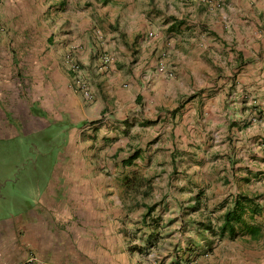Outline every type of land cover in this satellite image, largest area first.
<instances>
[{"label": "crops", "instance_id": "obj_1", "mask_svg": "<svg viewBox=\"0 0 264 264\" xmlns=\"http://www.w3.org/2000/svg\"><path fill=\"white\" fill-rule=\"evenodd\" d=\"M117 1L122 0L2 2L6 31L0 34V137L39 133L57 125L62 126L59 133L64 137L63 157L50 172L26 167L28 171L15 173H27L28 177L21 176L27 183H5L7 193L0 191L3 199L17 194L0 201V264H21L32 255L52 264H185L193 255L197 262L191 264H264V233L258 239L242 235L252 246H241L234 256L231 251L235 249L220 245L208 251V242L197 250L193 239L186 247L184 238L180 244L178 233H171L176 241L170 242L158 236L162 233H152L162 223L160 219L149 223L147 209L142 208L148 201L133 205L124 189L130 187L126 180L133 173L148 176L143 159L156 155L159 147L173 149L184 128L185 136L194 135L200 118L222 117L229 90L233 109L243 89L264 103V5L252 9L248 23L237 22L230 30L213 28L220 43L211 45L225 54L219 78L192 54L186 60L177 55L172 61L177 79L167 81L147 71V60L138 70L122 67L119 59L111 70L100 68L101 47L122 42L117 34L119 14L113 8ZM220 19L229 18L223 12ZM80 75L90 81L93 100L85 99L77 89L75 79ZM208 92L217 96L203 97L204 104L198 107L199 94ZM191 93L197 96L185 105L182 121L169 119L177 124L168 127L166 119L160 118L145 126V121L157 118L159 110L176 108L180 96ZM103 113L109 119L93 123ZM161 133H165L163 140L149 149L148 144ZM168 139L169 144L163 145ZM94 142L99 147L91 155L100 152L108 158L128 159L139 149V160L132 167L118 166V161L113 165L68 164L69 146L73 149L80 143L84 157L89 151L84 152L82 144L92 147ZM44 172L50 173L48 178L37 176ZM25 197L33 201L27 207L23 206Z\"/></svg>", "mask_w": 264, "mask_h": 264}, {"label": "rangeland", "instance_id": "obj_2", "mask_svg": "<svg viewBox=\"0 0 264 264\" xmlns=\"http://www.w3.org/2000/svg\"><path fill=\"white\" fill-rule=\"evenodd\" d=\"M262 1L264 0L117 1L113 8H117L120 16L117 18L120 20L121 28L118 29L117 34L122 42L115 47L114 45L109 48L101 47L100 68L111 70L119 59L122 67L129 66L132 70H138L140 64L147 60L149 73L172 81L177 79V67L172 61L177 60V55L184 56L186 60L194 54L207 65V69L208 67L214 69L219 78L222 74V59L225 54L218 46H214L215 44L211 45V43H220L217 42L219 36L213 33V28L218 30L226 26L225 28L230 30L228 27H232L237 22L248 23L253 15L252 9L264 5ZM223 12L229 18L227 21L220 19ZM230 51L234 53L235 50ZM107 56L111 61L104 66V57ZM162 65L169 67L174 72V76L169 78L162 74L159 71ZM77 70L81 71L82 67L79 66ZM78 77L88 82L92 90V98L85 96L78 87L77 89L85 99L93 100L95 92L90 81L81 75ZM78 77L75 79V84ZM213 93L199 94L196 100L198 107L204 104L203 97H210ZM196 96L197 94L193 93L182 94L176 108L159 110L157 118L148 119L145 121L147 122L145 126L154 125L160 118L166 119L168 127L176 125L178 121H182L181 112L185 105ZM215 96L217 95L212 97ZM226 96L225 113H222V117L216 116L208 121L203 117L200 118L194 135L185 136L187 129L184 128L183 136L179 142L174 143L173 149L159 147L156 155L143 159V163L148 165V176L139 171L133 173L126 180L130 187L124 189L133 205L136 201L142 203L144 200L148 201V206L142 205V208L147 209L149 223L160 219L162 224H158V229L154 228L152 231V233H162V237L158 234L160 238L170 242L172 239L176 241L171 233H178L180 244L184 238L186 247L193 239L197 243L194 246L197 250H202L208 242V251L211 252L220 245L235 249L231 251L234 256V251H240L241 246L248 248L252 246L241 239L244 234H236L232 237L228 233L223 236L219 233L223 215L234 205L237 196L241 194L257 196L258 203L263 207V213L256 216V222L264 226V103H258L259 98L256 95L243 89L237 95L238 104L233 109L230 107L233 92L229 90ZM247 108L249 113L245 115ZM230 109L235 110L234 114ZM238 113L241 115L240 118ZM175 118H177L176 123L169 120ZM108 119L109 117L103 113L93 120V123L104 124L103 122ZM60 130L62 126L57 125L39 133L12 138L0 137V191L2 190L3 194L6 192L3 189L5 183L8 185H12L13 182L27 183L24 177H28V174L22 173L18 176L16 171L24 172L28 171L26 167L37 166L44 167L50 172L61 162L63 155L60 145L64 134L60 135ZM163 134L165 133L159 134L154 143L148 144L149 149H152L161 138L163 140ZM169 141L170 139L163 141V145L169 144ZM89 144H82L84 152L89 151L84 157L80 156V143L73 149L69 146L68 164L98 165L112 162L113 165L118 161V166L132 167L139 160V149L132 154L137 155L132 164H127V158H108L100 152L91 155V151L99 147V142H94L92 147ZM48 172L37 176L48 178L50 175ZM18 177L20 178L17 180ZM13 195L17 194L11 193L7 197L11 198ZM1 197L0 201L9 199ZM26 197L22 205L27 207L33 201ZM154 200L156 202L152 203ZM16 208L14 206L15 210ZM157 214L159 217H153ZM209 226L211 228H208ZM164 240L160 243L165 248L167 244ZM190 249L187 248V251H191ZM193 256L196 263V255Z\"/></svg>", "mask_w": 264, "mask_h": 264}, {"label": "trees", "instance_id": "obj_3", "mask_svg": "<svg viewBox=\"0 0 264 264\" xmlns=\"http://www.w3.org/2000/svg\"><path fill=\"white\" fill-rule=\"evenodd\" d=\"M136 157V154L132 155L126 160V163L132 164ZM233 204L223 215L219 233L222 236L228 233L232 237H235L236 234H249L252 238L258 239L263 233L264 226L256 222V216L263 213V207L258 203L257 196L241 194L235 198Z\"/></svg>", "mask_w": 264, "mask_h": 264}, {"label": "built area", "instance_id": "obj_4", "mask_svg": "<svg viewBox=\"0 0 264 264\" xmlns=\"http://www.w3.org/2000/svg\"><path fill=\"white\" fill-rule=\"evenodd\" d=\"M3 0H0V34L5 33L6 31V25L1 13V5H2ZM111 59L110 57H104V66H107L110 63ZM75 67V68H74ZM78 65L77 66H73V69H78ZM159 71L164 74L166 77H173L174 76V72L167 67L166 65H162L159 67ZM77 87L84 93L85 96L87 97H91L92 98V90L88 84L87 81L81 79V77H78L77 81H76ZM21 264H52L49 263L35 255H32L30 257H28L27 259H25Z\"/></svg>", "mask_w": 264, "mask_h": 264}]
</instances>
